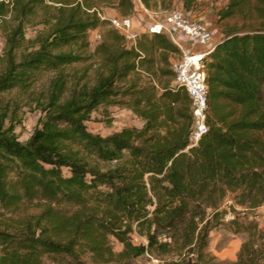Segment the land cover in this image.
I'll use <instances>...</instances> for the list:
<instances>
[{
  "label": "trees",
  "instance_id": "1",
  "mask_svg": "<svg viewBox=\"0 0 264 264\" xmlns=\"http://www.w3.org/2000/svg\"><path fill=\"white\" fill-rule=\"evenodd\" d=\"M206 1L214 0H140L165 13L180 3L184 15ZM251 1L228 0L219 23ZM256 1L259 25L228 28L204 61L209 131L197 146L188 94L163 80L172 72L160 64L180 52L168 35L145 32L127 46L108 30L90 52V32L105 23L98 7L113 5L126 17L134 0L0 3V19L12 16L0 96L27 93L51 76L26 142L0 119V264H136L153 254L192 255L200 264L208 210L220 216L228 194L248 208L264 206V0ZM35 19L47 30L28 46ZM113 106L130 108L142 127L89 131L93 113ZM35 203L38 214L16 217ZM232 224L250 235L232 264H264V229L240 218Z\"/></svg>",
  "mask_w": 264,
  "mask_h": 264
},
{
  "label": "rangeland",
  "instance_id": "2",
  "mask_svg": "<svg viewBox=\"0 0 264 264\" xmlns=\"http://www.w3.org/2000/svg\"><path fill=\"white\" fill-rule=\"evenodd\" d=\"M11 0H0L9 5ZM113 2V1H112ZM49 4H52L48 2ZM228 3V0H214L200 3L199 7L192 13H186V17L205 23L216 25V38L222 39L224 31L228 28L242 29L244 27L259 25L260 19L257 16L255 7L258 5L256 0H252L250 6L245 13L238 15L234 18L228 19L222 23L218 21V11ZM135 9L134 13L129 16H122L120 12L113 6L100 5L99 17L105 22L100 28L90 32V52L104 42L108 30H116L109 22L113 18H129L132 21L133 32L139 35L149 32V29L160 23L165 22L167 13L160 9L147 10L140 2L134 0ZM175 10H182L181 4L175 5ZM104 18V19H103ZM0 70L1 59L3 56L4 48L6 46L7 26L12 22L11 13L6 17L0 19ZM47 27L41 23L40 19H35L26 29V37L28 40L27 45H33L34 39L42 32H45ZM150 34V33H149ZM122 35V34H121ZM213 35V36H215ZM183 37V36H182ZM127 46H131L132 42L125 37ZM189 40L187 37H183ZM215 38V37H214ZM214 40V39H213ZM219 40V41H220ZM181 57L180 52L172 54L170 57V66L161 63L160 67L170 70L172 75L163 77L164 81L171 80V85L175 84V74L173 65ZM79 68V67H78ZM77 70V69H76ZM74 72V71H71ZM82 72V71H81ZM93 72L91 71L90 74ZM81 73H79V78ZM92 76V75H91ZM51 76L45 77L38 85L27 93L14 91L9 94L0 96V119L4 120L5 126H13L19 140L26 142L33 134L35 128L39 125L40 119L43 116L42 102H44L47 89L49 86ZM92 78V77H91ZM158 88L159 82L156 80ZM142 120L134 114V112L127 106H113L109 108H100L93 113L91 121L88 122L87 127L89 131L100 134L102 136L110 135L118 132L126 127L140 128L142 127ZM39 207L35 204L25 206L16 217H25L31 214H38ZM220 216L213 218L212 210H208V218L210 223L209 244L205 250L204 257L201 259L200 264H232L238 259V255L245 242L250 239V235L244 231H236L232 224L235 218H240V221L250 222L257 224L259 230L264 229V206L251 209L238 203L234 194H228L218 210ZM239 216V217H238ZM244 217L246 220H243ZM167 236H161V239ZM141 239L135 237V242L139 243ZM144 243L146 241L142 240ZM116 251H121L122 246L118 243L114 244ZM194 258L191 256H175L169 255H145L138 259L136 264H194Z\"/></svg>",
  "mask_w": 264,
  "mask_h": 264
},
{
  "label": "built area",
  "instance_id": "3",
  "mask_svg": "<svg viewBox=\"0 0 264 264\" xmlns=\"http://www.w3.org/2000/svg\"><path fill=\"white\" fill-rule=\"evenodd\" d=\"M94 11L96 9L91 12ZM109 22L120 34L131 40L132 45L136 44L139 34L133 32L131 19L113 18L109 19ZM148 33L168 35L180 50L181 57L173 65L175 86L176 89L184 90L190 98L193 114L190 142L192 146H197L200 139L209 131L208 88L204 61L216 46L213 45V33L202 22L187 18L179 10L167 13L165 22L151 27ZM179 36L189 38L187 42L190 44L181 41Z\"/></svg>",
  "mask_w": 264,
  "mask_h": 264
},
{
  "label": "crops",
  "instance_id": "4",
  "mask_svg": "<svg viewBox=\"0 0 264 264\" xmlns=\"http://www.w3.org/2000/svg\"><path fill=\"white\" fill-rule=\"evenodd\" d=\"M205 26L213 33V35H215V33L217 32L216 31L217 29H216V25L215 24L205 23ZM214 37L215 38L213 40V45L215 46L219 42L220 39H217L216 38V35ZM179 39L181 41H184L187 45L190 44V42H187V40L185 38H183L182 36H179ZM203 49L207 50V48H203Z\"/></svg>",
  "mask_w": 264,
  "mask_h": 264
}]
</instances>
